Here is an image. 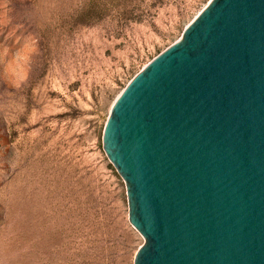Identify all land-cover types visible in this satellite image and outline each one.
Returning a JSON list of instances; mask_svg holds the SVG:
<instances>
[{
    "label": "rangeland",
    "instance_id": "rangeland-1",
    "mask_svg": "<svg viewBox=\"0 0 264 264\" xmlns=\"http://www.w3.org/2000/svg\"><path fill=\"white\" fill-rule=\"evenodd\" d=\"M209 2L0 0V264H134L103 128Z\"/></svg>",
    "mask_w": 264,
    "mask_h": 264
},
{
    "label": "water",
    "instance_id": "water-1",
    "mask_svg": "<svg viewBox=\"0 0 264 264\" xmlns=\"http://www.w3.org/2000/svg\"><path fill=\"white\" fill-rule=\"evenodd\" d=\"M134 264H264V0H210L114 101Z\"/></svg>",
    "mask_w": 264,
    "mask_h": 264
}]
</instances>
